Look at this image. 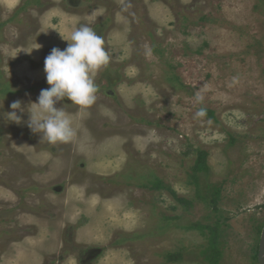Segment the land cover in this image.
<instances>
[{
	"label": "rangeland",
	"instance_id": "rangeland-1",
	"mask_svg": "<svg viewBox=\"0 0 264 264\" xmlns=\"http://www.w3.org/2000/svg\"><path fill=\"white\" fill-rule=\"evenodd\" d=\"M81 24L110 62L41 143L27 108ZM263 231L264 0H0V264H260Z\"/></svg>",
	"mask_w": 264,
	"mask_h": 264
},
{
	"label": "clouds",
	"instance_id": "clouds-1",
	"mask_svg": "<svg viewBox=\"0 0 264 264\" xmlns=\"http://www.w3.org/2000/svg\"><path fill=\"white\" fill-rule=\"evenodd\" d=\"M64 40L68 41L67 47L64 50L53 48L44 61L49 87L42 89L37 102L27 108L29 118L26 126L33 134L41 135V143L51 145L70 143L77 136L72 113L55 105L67 98L78 111L93 106L100 90L94 82V76L111 59V53L105 48L104 37L86 24H81ZM202 92L203 89L194 94L197 103H203ZM10 108L12 111L6 114V118L19 125L22 117L17 112L25 111L22 101H13ZM206 111V108L200 107L195 118L205 117Z\"/></svg>",
	"mask_w": 264,
	"mask_h": 264
},
{
	"label": "trees",
	"instance_id": "trees-1",
	"mask_svg": "<svg viewBox=\"0 0 264 264\" xmlns=\"http://www.w3.org/2000/svg\"><path fill=\"white\" fill-rule=\"evenodd\" d=\"M196 167H197V170L198 171H205L208 169V166H207V161H206V154L205 153H202L200 156H199V159L197 161V164H196ZM212 232H214V230H212ZM213 241V240H211Z\"/></svg>",
	"mask_w": 264,
	"mask_h": 264
},
{
	"label": "water",
	"instance_id": "water-1",
	"mask_svg": "<svg viewBox=\"0 0 264 264\" xmlns=\"http://www.w3.org/2000/svg\"><path fill=\"white\" fill-rule=\"evenodd\" d=\"M259 263L264 264V231L262 234V239H261L260 249H259Z\"/></svg>",
	"mask_w": 264,
	"mask_h": 264
}]
</instances>
